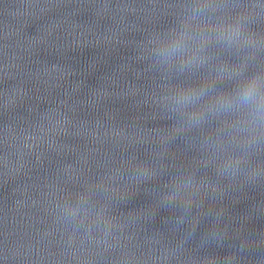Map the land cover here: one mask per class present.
I'll use <instances>...</instances> for the list:
<instances>
[{"label":"clouds","instance_id":"1","mask_svg":"<svg viewBox=\"0 0 264 264\" xmlns=\"http://www.w3.org/2000/svg\"><path fill=\"white\" fill-rule=\"evenodd\" d=\"M187 25H185V28ZM187 31L181 30L173 33V35L162 43L158 55L164 60L170 62L171 57L177 53L187 52L185 41L191 39ZM217 38L227 43H238L244 40L239 25H232L222 28L217 33ZM208 39V37L201 35L199 41L202 44ZM202 63L196 56L183 61V65L190 67L193 64ZM223 71V70H221ZM204 94L205 89H186L182 90L177 97V103L181 105L194 104ZM249 106L253 110V114L256 118V122L264 124V77L253 76L248 78L239 88L238 93L235 97H218L213 107L217 109L230 110L234 106Z\"/></svg>","mask_w":264,"mask_h":264}]
</instances>
